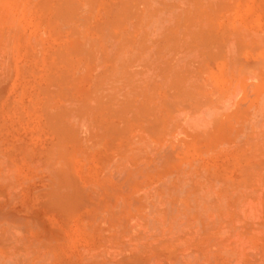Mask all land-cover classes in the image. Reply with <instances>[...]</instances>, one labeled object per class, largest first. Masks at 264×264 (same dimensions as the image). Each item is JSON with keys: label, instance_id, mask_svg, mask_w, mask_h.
<instances>
[{"label": "rangeland", "instance_id": "obj_1", "mask_svg": "<svg viewBox=\"0 0 264 264\" xmlns=\"http://www.w3.org/2000/svg\"><path fill=\"white\" fill-rule=\"evenodd\" d=\"M0 264H264V0H0Z\"/></svg>", "mask_w": 264, "mask_h": 264}, {"label": "bare ground", "instance_id": "obj_2", "mask_svg": "<svg viewBox=\"0 0 264 264\" xmlns=\"http://www.w3.org/2000/svg\"><path fill=\"white\" fill-rule=\"evenodd\" d=\"M6 2H7V1H6ZM2 3H3V2H2ZM7 3H8V2H7ZM61 3H63V2H61ZM73 4H74V3H73ZM61 5H62V4H61ZM71 5H72V4H71ZM2 6H3V5H2ZM73 6H74V5H73ZM75 6H76V5H75ZM56 7H57V6H56ZM63 7H64V6H63ZM65 8H67V7H65ZM73 8H74V7H73ZM73 8H72V9H73ZM74 10H75V8H74ZM74 10H73V11H74ZM7 11H8V10H7ZM14 11H15V10H14ZM55 11H56V9H55ZM76 11H77V10H76ZM62 12H63V11H62ZM65 12H66V10L64 11V13H65ZM55 13H56V12H55ZM70 13H71V14H74V12H73V13L70 12ZM67 14H68V13H67ZM67 14H66V15H67ZM71 14H70V15H71ZM57 15H58V14H57ZM70 15L68 14V16H70ZM64 16H65V15H64ZM71 16H72V15H71ZM59 17H61V16H59ZM61 18H62V17H61ZM17 19H18V18H17ZM65 19H66V17H65ZM71 19H72V18H71ZM5 20H6V19H5ZM7 20H8V19H7ZM67 20H69V19L67 18ZM13 21H14V19H13ZM15 21H16V20H15ZM65 22H66V21H65ZM8 24H9V23H8ZM8 26H10V25H8ZM17 26H18V25H17ZM13 27H15V26H13ZM11 29H12V28H11ZM13 29H14V28H13ZM80 111H81V110H80ZM63 172H64V171H63ZM63 175H65V174H63ZM64 177L66 178L67 176H64ZM57 178H59V177H57ZM62 182H63V181H62ZM65 182H66V181H65ZM68 182H69V181H68ZM65 187H66V186H65ZM56 189H58V188H56ZM61 189H62V188H61ZM63 190H64V189H63ZM53 192H54V191H53ZM71 192H72V191H71ZM56 193H57V192H56ZM58 194H59V193H58ZM58 194H57V195H58ZM66 194H67V193H66ZM57 195H56V196H57ZM67 195H68V194H67ZM67 195H66V197H67Z\"/></svg>", "mask_w": 264, "mask_h": 264}]
</instances>
